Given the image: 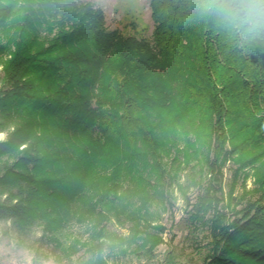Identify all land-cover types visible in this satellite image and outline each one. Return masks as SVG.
<instances>
[{
	"label": "trees",
	"instance_id": "16d2710c",
	"mask_svg": "<svg viewBox=\"0 0 264 264\" xmlns=\"http://www.w3.org/2000/svg\"><path fill=\"white\" fill-rule=\"evenodd\" d=\"M25 1L34 0H0V61L11 55L0 79V133H7L0 142V221H11L20 236L44 226L40 241H54L62 220L50 217L62 210L71 217L101 167L154 156L155 127L139 114L175 108L178 96L190 119L216 134L212 176L232 154L253 150L260 151L253 162L264 158V4H255L254 27L242 0L223 11L206 10L205 0H152L156 32L139 40L109 32L88 4L69 14L62 7L76 0H41L28 10ZM44 21L49 32L58 29L47 48L30 33ZM125 143L134 150L122 156ZM140 143L152 147L139 152ZM64 175L77 180L55 178ZM109 184V192L117 188ZM213 189L192 216L210 228L203 264H264V194L228 214Z\"/></svg>",
	"mask_w": 264,
	"mask_h": 264
},
{
	"label": "rangeland",
	"instance_id": "374dc122",
	"mask_svg": "<svg viewBox=\"0 0 264 264\" xmlns=\"http://www.w3.org/2000/svg\"><path fill=\"white\" fill-rule=\"evenodd\" d=\"M40 2L25 1L23 8L39 7ZM87 4L102 13L109 32L139 40H151L156 32L152 0H76L62 9L70 14ZM19 23L12 26L11 34L19 29ZM51 28L52 24L44 21L33 24L30 33L47 48L58 31L55 28L51 33ZM0 36H6L5 31ZM10 58L9 54L0 61V79ZM176 99L175 108L146 107L139 114L155 127V155L146 154L127 165H118L114 159L112 167H101L85 185L71 217L64 210L50 217L62 220L53 227L54 241H40L44 226L20 236L11 221H0V264H203L211 235L206 224L193 222L200 198L214 186L212 195L228 214L257 200L264 194V158L253 162L260 152L253 150L232 154L222 171L212 176L208 162L214 157L216 134L208 135L210 128L202 129L198 119L194 123L181 97ZM199 132L208 137L198 139ZM6 139L7 133H0V142ZM140 144L134 147L139 152L152 147ZM226 149L231 151L232 147L227 144ZM133 150L125 143L122 156ZM158 164L160 169L155 166ZM76 177L55 176L60 180ZM110 182L117 186L112 192L108 191ZM103 197L107 198L105 205L100 202ZM92 207L98 209L95 216L90 214Z\"/></svg>",
	"mask_w": 264,
	"mask_h": 264
},
{
	"label": "clouds",
	"instance_id": "9594fccd",
	"mask_svg": "<svg viewBox=\"0 0 264 264\" xmlns=\"http://www.w3.org/2000/svg\"><path fill=\"white\" fill-rule=\"evenodd\" d=\"M232 2L233 0H205V8L206 10H208V9H213L219 6V10L223 11ZM242 3L244 4V7L248 9L249 19L246 20L245 22L253 23L254 27H260L259 24L254 23L253 17L260 14L258 10L256 9L255 4L256 3L264 4V0H242ZM240 10H243V8H241Z\"/></svg>",
	"mask_w": 264,
	"mask_h": 264
}]
</instances>
